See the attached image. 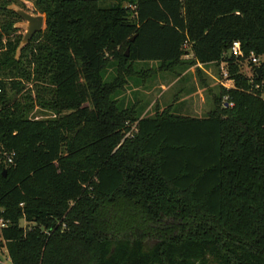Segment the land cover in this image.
<instances>
[{
    "label": "trees",
    "instance_id": "1",
    "mask_svg": "<svg viewBox=\"0 0 264 264\" xmlns=\"http://www.w3.org/2000/svg\"><path fill=\"white\" fill-rule=\"evenodd\" d=\"M27 1L44 24L18 59L16 0L0 4V264H264V65L224 55H264V0ZM145 61H225L233 86L203 117L120 107Z\"/></svg>",
    "mask_w": 264,
    "mask_h": 264
},
{
    "label": "rangeland",
    "instance_id": "2",
    "mask_svg": "<svg viewBox=\"0 0 264 264\" xmlns=\"http://www.w3.org/2000/svg\"><path fill=\"white\" fill-rule=\"evenodd\" d=\"M1 3H3L2 0H0V4ZM13 3L18 5V6H20V3H24L26 6L25 10L39 14L38 12L34 11L32 3L27 1V0H16V3L15 2H13ZM8 18L10 20L15 19L12 17H7L4 14H0V25L4 24ZM17 21H19V20H17ZM22 34H23L22 29H17V31L12 32V35H9V38H10V40H14V39L16 40L17 38H21ZM7 38L8 37L6 34L1 33L0 42L3 46H5ZM182 49H183V53L184 52L189 53V48L187 45L182 44ZM27 52H28V49H27ZM183 55L184 54H182V56ZM182 58H184V57H182ZM191 59H192V55H190L188 58H184V60H187V62H191L190 61ZM188 64L189 65H187L185 68V69H188V71H194V72L200 71V72H203V74L205 73V76H206L205 71H209L214 76V78H212L208 75V79H206L204 77V75H201L199 78H197V81H196L200 88H199V90L196 88L197 93L195 95L196 96L195 102L197 103V106H196L197 109H196V113H193L192 115L205 116L208 112L207 110L209 109L210 104H212V101H213L212 96L218 92V86H222L221 83H224V84H227L228 86H231L233 84V81L232 80H228V81L223 80L222 72L220 71V64L218 66H215L214 64H208V65L203 66V68L198 67L197 65H194L192 63H188ZM155 65H157V64L153 63V65H152V63H149V65L147 67H151V66H155ZM137 66H138V63H137ZM153 69L155 70V73L161 72V71L156 70L157 66H155ZM176 69H180V68L178 67ZM240 71L243 72L244 74H246L247 77H250V78L252 77V70H251L250 65H248L246 63L240 64ZM162 72L166 73L165 71H162ZM112 77H113V70L112 69H109L108 74H105V73L103 74L104 80H109ZM192 82H193V80H187V81H183L182 85H180L179 83L176 85L174 84V87L171 86V88L169 90L167 89V91L163 92V95H161V93H162L161 85H162V88H165L168 85L167 83H169V81L166 78H163V77L160 78L157 75L151 74V76L146 78L142 83H140V80L138 81L137 79L132 78L127 83V85L125 86V89L122 92L116 94L114 96V98H116L117 100L120 101V107H126L132 103H136L139 111H142V109H145L144 113H143L144 115H152L154 112L155 105H158L159 108L164 107V106L168 105L169 103H171L175 94H178L181 96L183 91H185V90L190 92ZM26 86H29V85H26ZM181 86H183V88L180 91ZM13 93L14 92L9 91V95H12ZM16 96L18 97V95H16ZM147 104H149V105L147 106V108H145V106ZM191 104L193 105V100L191 101ZM55 113L56 112L54 110H51L48 108L43 109V108H40L38 106H35V108L29 113L28 116L31 119L50 120L56 116ZM135 126H136V122H131L130 127H128V129L123 128V131L125 133H124V136L122 137L119 145L126 138L133 137L134 133L136 132ZM20 224L22 226H28L29 225L24 220H21ZM1 261L4 264H9V259L7 258L5 251L2 252Z\"/></svg>",
    "mask_w": 264,
    "mask_h": 264
},
{
    "label": "crops",
    "instance_id": "3",
    "mask_svg": "<svg viewBox=\"0 0 264 264\" xmlns=\"http://www.w3.org/2000/svg\"><path fill=\"white\" fill-rule=\"evenodd\" d=\"M149 63H152V65H153V63L157 64V61H145V62H140L138 64L140 67H147L149 65ZM196 65L201 67V68H203V66H205V65H202L200 63H197ZM155 66H157V65H155ZM155 66H151V67H147V68H154ZM205 72H206V76H205V73L203 75L206 79H208V75L210 77L214 78L213 74H211L209 71H205ZM153 75H157L160 78L161 77L166 78L169 81V83H167L168 85L165 88H162V85H161V89H162L161 95H163V92L167 91V89L169 90L171 88V86L174 87V84L176 85L179 83L180 85H182L183 81L193 80V82L191 83L190 92L185 90V91H183L181 96L178 94H175L171 103H169L166 106L171 105V111L175 114H178V115H184V116H189V117H203L200 115H198V116L192 115L193 113H196V109H197L196 108L197 103L195 102L196 101L195 95L197 93L196 88L198 90L200 88L198 86V83L196 82L197 78H198V76L196 75V72L188 71V69H176L175 72H166V73L156 72ZM182 88H183V86L180 87V91L182 90ZM192 100H193V105L191 104ZM148 105L149 104H147L145 108H147ZM166 106L159 108L158 105H155L154 110H155V108H159L160 110H162ZM212 106L213 105L210 104V107L207 111H210Z\"/></svg>",
    "mask_w": 264,
    "mask_h": 264
},
{
    "label": "water",
    "instance_id": "4",
    "mask_svg": "<svg viewBox=\"0 0 264 264\" xmlns=\"http://www.w3.org/2000/svg\"><path fill=\"white\" fill-rule=\"evenodd\" d=\"M7 9L14 11L20 18L19 21L14 23L13 27L16 29H22L23 34L19 41V44L15 51V59H18L21 50L27 45L32 36L42 30L44 24V16L42 14H36L29 12L24 8L14 4L13 2L7 5ZM132 40V38L130 39ZM128 54V49L125 51V56ZM256 73L260 76L261 69L256 68Z\"/></svg>",
    "mask_w": 264,
    "mask_h": 264
},
{
    "label": "built area",
    "instance_id": "5",
    "mask_svg": "<svg viewBox=\"0 0 264 264\" xmlns=\"http://www.w3.org/2000/svg\"><path fill=\"white\" fill-rule=\"evenodd\" d=\"M183 44L187 45L189 48V53L184 52L183 57L188 58L190 55H192V54H190L191 53L190 52V44L187 41H184ZM224 55H226L228 57L233 56L234 58L239 59L240 64L246 63V64L250 65L251 70H252V76H253L254 72H256L257 67L260 68L261 64L264 65V55H257L253 52H250L247 56H244L243 51L241 49V44L238 40H235L232 42L229 50ZM227 65H228V63L225 61H222L220 63V71L222 72V78H223V80H226V81L232 80L229 77ZM221 85L226 87V88H230L233 86V84L231 86H228L227 84H224V83H221ZM261 86H264V81H263V83L256 85L257 88H259ZM260 97L264 100V91L261 93ZM225 104H227V103H225ZM13 156H14V153L6 154L5 162L11 163L13 160Z\"/></svg>",
    "mask_w": 264,
    "mask_h": 264
}]
</instances>
